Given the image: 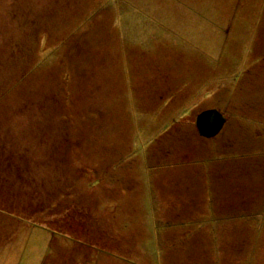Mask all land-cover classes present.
<instances>
[{"label":"rangeland","instance_id":"374dc122","mask_svg":"<svg viewBox=\"0 0 264 264\" xmlns=\"http://www.w3.org/2000/svg\"><path fill=\"white\" fill-rule=\"evenodd\" d=\"M201 186L264 190V0H0V264H163Z\"/></svg>","mask_w":264,"mask_h":264},{"label":"crops","instance_id":"0c3cea01","mask_svg":"<svg viewBox=\"0 0 264 264\" xmlns=\"http://www.w3.org/2000/svg\"><path fill=\"white\" fill-rule=\"evenodd\" d=\"M143 88L145 89V87ZM166 90H168V87H166ZM170 93L173 97L174 90H171ZM184 98L186 99L187 97ZM189 98H194L192 93L188 95V99ZM244 178L250 179V177L246 175ZM259 178L260 175L257 179ZM201 187L203 188L198 191L200 194L206 190L205 194L211 196L212 209L210 210V218L205 222L202 220L204 211L198 210L197 202L194 199L188 204L178 203V205H172L173 207H170V205L167 209L175 210L172 211L173 215H171L172 218L168 220V223L169 226L173 227V230L178 232V235H168L164 238L166 245L163 255V264H204L203 259L206 251L209 254L215 251L218 255V260L221 259V264H228L225 261L227 250L224 245L228 244L227 237L236 242L235 245L237 249H240L239 244L244 242L249 243V241H251L253 250L257 247V244H261L260 252L261 255H263L264 237H261L260 228L262 226L264 227V211H261L262 215L260 219H253L252 217L258 214L259 208L258 205H256L254 206L255 209L252 210L251 205L252 202L258 203L257 201L258 199L260 200V198H256V195H264V190H254V193H250L244 188H215L212 190L210 187ZM178 189L196 191L194 186L189 184L180 186ZM220 193L222 195L227 193L232 196H235V194L238 196L229 200L231 204H233V209L229 214L224 211H219L220 208L224 207V203H219L221 200L217 199L218 197L215 196H219ZM240 209H243L244 212H240ZM166 230L167 228L165 231ZM24 234L26 238L28 236V231H25ZM20 252L21 250L17 251L18 254ZM250 258L251 254H249V260ZM157 260H159V257H157Z\"/></svg>","mask_w":264,"mask_h":264},{"label":"water","instance_id":"95a60500","mask_svg":"<svg viewBox=\"0 0 264 264\" xmlns=\"http://www.w3.org/2000/svg\"><path fill=\"white\" fill-rule=\"evenodd\" d=\"M225 117L215 108H207L195 115L194 126L197 133L205 138L216 135L222 128Z\"/></svg>","mask_w":264,"mask_h":264},{"label":"trees","instance_id":"16d2710c","mask_svg":"<svg viewBox=\"0 0 264 264\" xmlns=\"http://www.w3.org/2000/svg\"><path fill=\"white\" fill-rule=\"evenodd\" d=\"M254 151H255V150H254ZM254 151H253V152H254ZM255 153H256V152H255ZM254 155H257V154H254Z\"/></svg>","mask_w":264,"mask_h":264}]
</instances>
